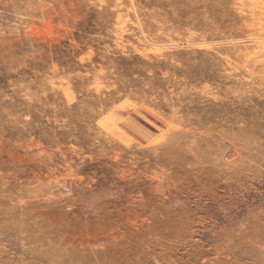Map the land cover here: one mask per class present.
<instances>
[{"label":"rangeland","instance_id":"1","mask_svg":"<svg viewBox=\"0 0 264 264\" xmlns=\"http://www.w3.org/2000/svg\"><path fill=\"white\" fill-rule=\"evenodd\" d=\"M0 264H264V0H0Z\"/></svg>","mask_w":264,"mask_h":264}]
</instances>
